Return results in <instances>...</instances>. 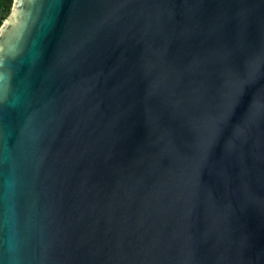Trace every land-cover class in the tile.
Here are the masks:
<instances>
[{
  "label": "water",
  "instance_id": "1",
  "mask_svg": "<svg viewBox=\"0 0 264 264\" xmlns=\"http://www.w3.org/2000/svg\"><path fill=\"white\" fill-rule=\"evenodd\" d=\"M0 264H264V0H13Z\"/></svg>",
  "mask_w": 264,
  "mask_h": 264
},
{
  "label": "trees",
  "instance_id": "2",
  "mask_svg": "<svg viewBox=\"0 0 264 264\" xmlns=\"http://www.w3.org/2000/svg\"><path fill=\"white\" fill-rule=\"evenodd\" d=\"M13 0H0V25L8 16Z\"/></svg>",
  "mask_w": 264,
  "mask_h": 264
}]
</instances>
